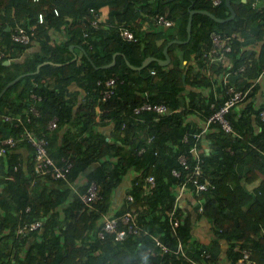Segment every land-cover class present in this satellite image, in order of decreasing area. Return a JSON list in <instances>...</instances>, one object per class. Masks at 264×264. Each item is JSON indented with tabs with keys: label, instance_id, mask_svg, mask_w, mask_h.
Masks as SVG:
<instances>
[{
	"label": "trees",
	"instance_id": "1",
	"mask_svg": "<svg viewBox=\"0 0 264 264\" xmlns=\"http://www.w3.org/2000/svg\"><path fill=\"white\" fill-rule=\"evenodd\" d=\"M231 5L236 16L223 22L195 13L190 41L170 44L169 64L153 60L137 69L127 60L141 66L148 56L165 58L170 41L187 39L191 9L229 17L226 0H0V47L5 45L11 56L9 64L0 60V93L22 75L0 96V139L17 132L4 115L22 112L36 92L43 97L42 114L30 126L47 131L58 116V127L48 131L50 154L60 167L71 163L66 178L34 177V149L28 142L0 154V264H204L210 251L201 249L194 234L202 217L211 222L213 245L226 241V264H242L245 249L255 264H264V5L256 0H231ZM105 6L109 10L102 18ZM96 15L104 24L100 28L91 23ZM161 16L173 23L160 24ZM16 24L28 32L36 25L29 43L12 38ZM255 25L257 44L248 47L239 36L250 37ZM121 27L135 37L125 38ZM53 30L64 37L53 42ZM212 31L236 36L225 64L211 63L210 77L206 53ZM115 53V65L101 67ZM111 76L118 78L116 93L102 101L97 81ZM231 86L249 92L226 113L232 129L211 122L205 131ZM144 101L165 102L170 110L135 114ZM183 154L189 168L180 161ZM198 161L203 169L198 181L210 180L206 190L189 180ZM92 182L98 183L100 197L81 211L87 205L81 195ZM116 193L122 196L118 208L113 207ZM127 211L137 213L139 234L120 240L115 233L99 236L105 216ZM35 220H42V228L18 234L20 225ZM206 259L211 261L212 254Z\"/></svg>",
	"mask_w": 264,
	"mask_h": 264
},
{
	"label": "built area",
	"instance_id": "2",
	"mask_svg": "<svg viewBox=\"0 0 264 264\" xmlns=\"http://www.w3.org/2000/svg\"><path fill=\"white\" fill-rule=\"evenodd\" d=\"M221 0H214V3H219ZM58 13L57 9L55 10ZM39 22H44L45 15L43 12L38 14ZM92 26L94 28H100L103 26L102 19L100 16L96 15L91 21ZM160 24L171 25L173 22L172 20L165 19L163 16L159 19ZM31 32H28L25 27L17 25L13 31L12 38L16 41L22 43H29L31 37L35 34V26H31L29 28ZM88 33H85L87 37ZM121 34L128 39H133L135 37L134 33L129 29L121 27ZM211 46L208 49L206 56L208 58V70L207 74L211 77L212 74V64L221 61L225 64V59L227 58L226 53L227 51L231 50L230 41L236 34L233 35H222L217 31L211 32ZM8 56V52L4 48H0V60L6 58ZM212 63V64H211ZM229 63V62H228ZM227 63V64H228ZM243 70V68L241 69ZM153 73L155 71H152ZM226 74L225 76H227ZM263 77L261 76L259 80ZM227 81V79L224 77ZM46 82L45 79L42 80V83ZM40 83H35V86L38 87ZM97 85L100 87V99L102 101H107L116 93V87L118 85V78L115 76L108 77L106 79H99L97 81ZM230 97L226 99L223 105L216 109L210 117L208 118L204 129L205 131L209 128V124L211 122H216L221 124L224 128L231 130V125L229 120L226 118V113L231 110L233 106L237 103L243 101L245 97L249 94L248 91L243 90H236L235 87H230L228 90ZM32 102L23 110V112L19 113H8L4 115V120L11 122L14 127L17 129V132L14 134H10L2 139H0V154H5L11 148L17 147L22 141L28 142L34 149V154L32 156V175L35 177L37 175H45L50 174L54 178H66L67 172L71 167V163H67V165L60 167L57 165L55 159L50 154L49 145L50 140L48 138V131H53L58 127L59 118L58 116H54L50 119L48 125L46 126L47 131H38L34 129V127L30 126L33 120L41 116V109L38 105V102L42 100V95L36 92L31 93ZM212 108L215 107V103H212ZM143 110H150L155 111L158 114H166L169 112V106L165 102H150L144 101L143 104L136 106L134 108V113L139 114ZM158 118V117H157ZM262 118L264 119V111L262 112ZM125 123L123 124V126ZM153 136L148 139V141H152ZM185 141H188V137H185ZM145 147H142L139 152L142 153ZM199 148L194 146L192 148V152L199 155ZM198 157V156H197ZM66 161V158H63ZM180 161L184 164L187 168H189V161L185 154L180 156ZM18 168V164L15 166V169ZM203 169L201 168L200 162L195 164L194 170L192 171V176L190 179H193V182L197 184L199 190H206L210 186V180L206 177L204 178L203 182H199L198 177L203 176ZM175 175H180L181 172L178 170H173ZM33 177V179H34ZM147 180L151 183L150 187L154 186V176H149ZM186 183L182 185V190L185 187ZM99 195V185L96 182H92L88 187L87 191L81 195L83 202L87 205L81 208V211L85 209L86 206H90V204L98 199ZM128 198L131 200L133 199L132 195H129ZM30 210V207H27V211ZM179 220L176 219L174 221L175 227L178 226ZM102 230H99L98 234L101 238L105 237L106 233H115V239L120 240L127 237L128 234H139L141 232V226L137 224V213L133 211H127L123 214L116 215V216H105L102 220ZM42 228V220H35L32 222H25L24 225H20L17 232L18 234H28L32 230ZM157 244L161 246L163 252H168L169 248L164 245L160 240H156ZM178 251H183V247L181 243L178 245ZM206 253V257H210V253ZM242 264H255V261L251 258V251L249 249L244 250V254L242 258L239 260ZM139 264H153L147 260L142 261Z\"/></svg>",
	"mask_w": 264,
	"mask_h": 264
},
{
	"label": "crops",
	"instance_id": "3",
	"mask_svg": "<svg viewBox=\"0 0 264 264\" xmlns=\"http://www.w3.org/2000/svg\"><path fill=\"white\" fill-rule=\"evenodd\" d=\"M256 4L257 5H264V0H256ZM108 6H105L102 8V13H103V17L105 18L108 14ZM145 26V25H144ZM259 28L255 25L251 28V36L248 38H244L243 36H239L240 39L246 43V45L248 47H256V42H257V33H258ZM52 35V41H58L61 40L64 37V33L60 30H53L51 32ZM39 48V47H38ZM73 90H78L76 85H73L72 87ZM81 92V91H80ZM82 96H83V92ZM97 111L101 112V109L97 106ZM101 131L103 132H109L108 128L106 129L104 126L101 127ZM239 169L241 168V171H245L247 170V167L244 166H239ZM134 174V172L132 173ZM246 174V173H244ZM264 177V176H263ZM84 178V176H83ZM82 178V179H83ZM256 185V184H252L251 186ZM117 193L121 194L120 191H117ZM116 193V194H117ZM115 202L113 203V207L117 206L120 207L121 206V202H122V196L121 195H116L115 196ZM185 203V200L183 201V204ZM186 206H188V203L186 204ZM61 215H63V213H61ZM194 234L197 237V239L200 242V246L201 249L208 251L209 253L212 254V260H207L206 257L203 259L204 260V264H226L227 263V259L225 258L224 254H226V249H227V243L226 241H221L219 245H213V233L211 230V222L205 218H198L196 220L195 223V227H194ZM197 264H201L200 261Z\"/></svg>",
	"mask_w": 264,
	"mask_h": 264
},
{
	"label": "water",
	"instance_id": "4",
	"mask_svg": "<svg viewBox=\"0 0 264 264\" xmlns=\"http://www.w3.org/2000/svg\"><path fill=\"white\" fill-rule=\"evenodd\" d=\"M243 1H246V0H243ZM227 2V5L229 6L230 10H231V15L227 18H219L217 16H215L213 13H211L210 11L208 10H200V9H191L190 10V14H189V20H188V24H187V30H188V37L185 41H182V40H174V41H170L164 48V54H165V58H158V57H155V56H148L145 58V60L143 61L142 65L141 66H134L132 65L128 60H127V63L133 67V68H137V69H141L145 66H147L150 62H152L153 60H157L161 65H167L170 63L171 61V56L169 54V46L172 42H189L191 37H192V26H193V16L195 13H204V14H208L210 15L212 18L216 19L217 21H220V22H223V21H226V20H230V19H233L235 16H236V11L233 9L232 5H231V0H226ZM71 49L73 50V45L71 46ZM118 53H115L114 56H113V60L112 62H110L109 64H106V65H103L101 67L103 68H108V67H111L113 65H115L116 63V55ZM77 59V55L75 54L73 60H76ZM5 64H8L9 61L6 60L4 61ZM44 63H41L38 65L37 67V70L36 72H38L40 70V67L43 65ZM186 74H184V78H185ZM22 77V75L18 76L17 78H15L14 80L10 81L6 86L5 88L2 90V92L0 93V96L3 94V92L9 88L12 84H14L15 82H17L20 78Z\"/></svg>",
	"mask_w": 264,
	"mask_h": 264
},
{
	"label": "clouds",
	"instance_id": "5",
	"mask_svg": "<svg viewBox=\"0 0 264 264\" xmlns=\"http://www.w3.org/2000/svg\"><path fill=\"white\" fill-rule=\"evenodd\" d=\"M39 13H40V12H39ZM39 13H38V14H39ZM39 23H43V22H39ZM17 25H20V24H16V26H17ZM103 25H104V24H103ZM20 26H21V25H20ZM31 26H35V27H36V25H31ZM14 29H15V28H14ZM14 29H13V31H14ZM13 31H12V32H13ZM3 47H5V45H3ZM3 47H0V48H3ZM4 49H6V48H4ZM6 50H7V49H6ZM7 52H8V51H7ZM2 60H4V61L8 60L9 63H10V62H11V56H9V54H8V56H7L6 58L2 59ZM9 63H8V64H9ZM22 112H23V111H22ZM13 113H14V112H13ZM18 113H19V112H18ZM4 121H5V120H4Z\"/></svg>",
	"mask_w": 264,
	"mask_h": 264
}]
</instances>
